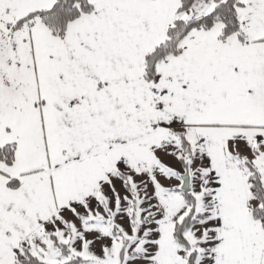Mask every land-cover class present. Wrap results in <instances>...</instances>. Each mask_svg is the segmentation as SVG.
Instances as JSON below:
<instances>
[{
    "label": "snow or ice",
    "instance_id": "obj_1",
    "mask_svg": "<svg viewBox=\"0 0 264 264\" xmlns=\"http://www.w3.org/2000/svg\"><path fill=\"white\" fill-rule=\"evenodd\" d=\"M0 264H264V0H0Z\"/></svg>",
    "mask_w": 264,
    "mask_h": 264
}]
</instances>
